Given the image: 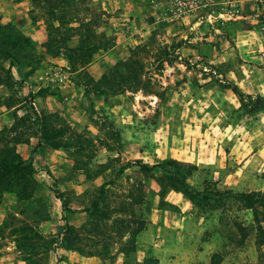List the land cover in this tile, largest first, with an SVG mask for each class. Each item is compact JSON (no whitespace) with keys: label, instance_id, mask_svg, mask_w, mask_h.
Returning <instances> with one entry per match:
<instances>
[{"label":"rangeland","instance_id":"rangeland-1","mask_svg":"<svg viewBox=\"0 0 264 264\" xmlns=\"http://www.w3.org/2000/svg\"><path fill=\"white\" fill-rule=\"evenodd\" d=\"M173 1L0 0V264H264L234 195L264 192V0Z\"/></svg>","mask_w":264,"mask_h":264},{"label":"trees","instance_id":"trees-1","mask_svg":"<svg viewBox=\"0 0 264 264\" xmlns=\"http://www.w3.org/2000/svg\"><path fill=\"white\" fill-rule=\"evenodd\" d=\"M7 43H12V41L9 40ZM4 61H8L11 66L13 65L10 56H4L3 62ZM261 102H264V97L262 96H257V100H252L250 97H248L249 108L242 101L241 106L243 107L245 113L252 114L259 111H264V105H261ZM14 159H17V162H13ZM138 166L141 169L147 168L146 164L140 162H138ZM161 166L169 175L166 176V179L170 186L181 192L186 198L189 199V201L199 207L209 205L208 199L210 194L207 191H195L187 183V178L194 170H196V166L189 163L178 162L172 159L166 160L161 164ZM2 167L5 172L12 174H18L23 169H25V167H22V160H20L17 155H14L11 161H9L8 158H5L2 162ZM26 168L30 170L32 169L30 161L28 162ZM166 168H169V170H166ZM234 195L243 204V207L250 210L252 213V231L254 232V243L258 249L259 258L262 259L264 258V254L261 253L260 249L262 245H264V192H240ZM57 198L62 202V207L65 208L66 202L62 198V196L59 195ZM141 230L142 228L139 227L138 232H140ZM237 230L240 235L237 241V245L241 246L247 240L249 236V230L247 229V227L241 225H237ZM221 259L222 256L219 253H213L210 258V264H219L221 262Z\"/></svg>","mask_w":264,"mask_h":264},{"label":"built area","instance_id":"built-area-1","mask_svg":"<svg viewBox=\"0 0 264 264\" xmlns=\"http://www.w3.org/2000/svg\"><path fill=\"white\" fill-rule=\"evenodd\" d=\"M209 3L210 0H174L172 12L175 16H184L206 7Z\"/></svg>","mask_w":264,"mask_h":264},{"label":"crops","instance_id":"crops-1","mask_svg":"<svg viewBox=\"0 0 264 264\" xmlns=\"http://www.w3.org/2000/svg\"><path fill=\"white\" fill-rule=\"evenodd\" d=\"M261 89L264 90V81L260 82L259 85H258V91L260 92V95L264 96V93L261 92ZM256 156H257V154H252L250 156V159L249 160L251 161L252 159L256 158Z\"/></svg>","mask_w":264,"mask_h":264}]
</instances>
